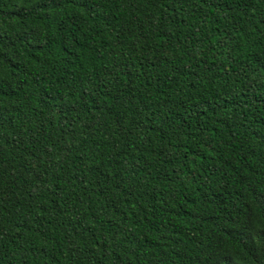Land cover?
Wrapping results in <instances>:
<instances>
[{
  "label": "trees",
  "instance_id": "1",
  "mask_svg": "<svg viewBox=\"0 0 264 264\" xmlns=\"http://www.w3.org/2000/svg\"><path fill=\"white\" fill-rule=\"evenodd\" d=\"M0 264H264V0H0Z\"/></svg>",
  "mask_w": 264,
  "mask_h": 264
}]
</instances>
